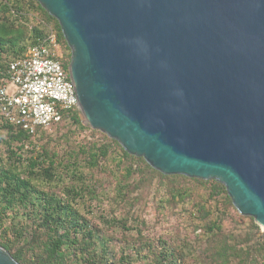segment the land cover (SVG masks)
Instances as JSON below:
<instances>
[{"label": "water", "instance_id": "95a60500", "mask_svg": "<svg viewBox=\"0 0 264 264\" xmlns=\"http://www.w3.org/2000/svg\"><path fill=\"white\" fill-rule=\"evenodd\" d=\"M82 116L164 174L223 183L264 231V0H37ZM0 264H21L0 245Z\"/></svg>", "mask_w": 264, "mask_h": 264}, {"label": "trees", "instance_id": "16d2710c", "mask_svg": "<svg viewBox=\"0 0 264 264\" xmlns=\"http://www.w3.org/2000/svg\"><path fill=\"white\" fill-rule=\"evenodd\" d=\"M49 30L68 72L58 20L37 0H0V79ZM150 199L157 224L175 211L192 237L151 235ZM0 245L21 264H264V231L223 183L164 174L73 109L34 131L0 114Z\"/></svg>", "mask_w": 264, "mask_h": 264}, {"label": "built area", "instance_id": "2783aa9c", "mask_svg": "<svg viewBox=\"0 0 264 264\" xmlns=\"http://www.w3.org/2000/svg\"><path fill=\"white\" fill-rule=\"evenodd\" d=\"M61 47L49 30L43 42L9 62L8 79H0V114L15 126L34 131L51 127L65 109L81 113L75 86L59 58Z\"/></svg>", "mask_w": 264, "mask_h": 264}, {"label": "rangeland", "instance_id": "374dc122", "mask_svg": "<svg viewBox=\"0 0 264 264\" xmlns=\"http://www.w3.org/2000/svg\"><path fill=\"white\" fill-rule=\"evenodd\" d=\"M80 115H81L82 121L85 124H88L81 113ZM153 200L152 199L148 200V203L145 207V213H144L148 221V227H149L148 230H151L150 231L151 235H154V234L158 235L160 232H162L166 237H169L172 233L177 235L179 238L181 237V235H184V234L188 235V237H192V234L190 232L191 227L186 228L184 230L183 218H181V215L175 211L173 212H171L170 210L164 211L163 212V214L165 215L164 219L161 220V222L157 224L155 208L157 205H159V202L156 200L157 202L153 203Z\"/></svg>", "mask_w": 264, "mask_h": 264}]
</instances>
